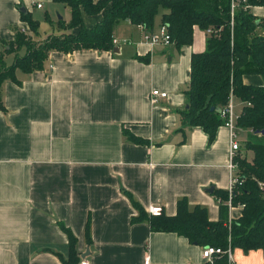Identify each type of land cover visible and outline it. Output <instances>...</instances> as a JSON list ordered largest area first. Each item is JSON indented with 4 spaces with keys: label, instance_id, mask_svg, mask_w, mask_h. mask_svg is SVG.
Returning <instances> with one entry per match:
<instances>
[{
    "label": "crops",
    "instance_id": "obj_1",
    "mask_svg": "<svg viewBox=\"0 0 264 264\" xmlns=\"http://www.w3.org/2000/svg\"><path fill=\"white\" fill-rule=\"evenodd\" d=\"M53 8V0H0V52L20 32L36 40L23 14L39 29L38 12L45 10L58 26L56 35L67 33L59 20H70L54 21ZM253 13L264 18V6ZM101 19L84 14L88 27ZM160 26L161 15L152 31ZM146 31L123 20L114 30L116 50L51 51L44 68L17 69L16 78L3 83L0 264H63L71 246L61 224L77 238L80 257L92 264H145L147 257L149 264H217L223 256L208 262L205 247L187 237L154 231L148 220L132 222L140 214L132 198L148 213L162 206L170 216L186 198L191 209L203 206L218 221L215 190H229L232 178L230 129L220 126L210 143L201 127L182 123L192 55L207 49L208 33L195 26L193 43L178 47L151 45ZM25 53L21 47L5 51L4 58L11 65ZM145 56L149 61L139 58ZM244 81L264 85L261 75H245ZM154 89L168 96L153 103ZM234 102L239 115L242 104ZM241 209L235 206L230 216L237 218ZM233 257L236 264H264L262 249L235 248Z\"/></svg>",
    "mask_w": 264,
    "mask_h": 264
},
{
    "label": "trees",
    "instance_id": "obj_2",
    "mask_svg": "<svg viewBox=\"0 0 264 264\" xmlns=\"http://www.w3.org/2000/svg\"><path fill=\"white\" fill-rule=\"evenodd\" d=\"M71 9L68 24L59 20L67 33L51 35L44 41L34 40L20 32L9 48L0 52V108H4L2 86L8 79L16 78V70L31 73L44 68L51 51L65 53L81 49L114 50L116 25L129 20L152 31L156 18L161 15V25H166L178 47L190 45L194 28L199 26L214 31L208 34L207 49L194 53L191 59V81L186 90L188 107L182 112L183 126L201 127L212 143L217 130L225 124L222 110L230 97L242 104L237 127L249 130L252 138L244 141V150L236 157L238 182L233 187L232 204L241 206V214L231 221L229 191L215 190L220 206V219L211 221L203 206L190 208L186 198L178 201L177 213L153 216L132 198L140 211L132 222L148 220L154 231L176 232L203 247L215 246L244 251H264V85L246 83L244 76L261 75L264 79V18L253 13L264 0H238L231 27L232 0H53ZM102 14V19L92 27L84 21V14ZM30 28L37 32L38 21L23 14ZM233 35V37H232ZM26 47L8 65L4 52ZM149 61L148 56L139 57ZM251 137V136H250ZM132 141L144 143L145 139L130 135ZM69 235L71 253L63 264H78L82 259L76 249L77 238L70 228L61 224ZM90 221L86 224L87 243L91 241ZM217 264H227L224 255Z\"/></svg>",
    "mask_w": 264,
    "mask_h": 264
},
{
    "label": "built area",
    "instance_id": "obj_3",
    "mask_svg": "<svg viewBox=\"0 0 264 264\" xmlns=\"http://www.w3.org/2000/svg\"><path fill=\"white\" fill-rule=\"evenodd\" d=\"M238 4H239L238 0H232V3H231V27L232 29L234 25V12ZM37 5L38 7H41L42 3H38ZM140 26L143 27L142 25ZM213 31L214 30L212 28H208L206 30L208 34H211ZM144 39L146 42L150 43L151 45H156V44L168 45V44L174 43L166 25H161L158 31H146L144 33ZM126 41L127 40H124V42ZM119 42L120 40L114 37L113 43L116 45ZM167 96H168L167 92L161 91L159 89H154L152 91L151 100L153 103H157L159 101V98H165ZM222 117L225 120L224 126L230 129V134H231L229 167L232 172V178H231V185L228 190L229 191L228 205H229V212H231V210L235 207L232 204L233 187L238 182V177L236 175V170L238 168L236 157L239 153L242 152V145L240 144V141L237 139L238 134H237L236 128H237L238 114L236 112V106H235L233 96L230 97L228 105L222 110ZM149 213L153 216H159L164 213V208L162 206H152L149 209ZM232 220L233 218L230 216L229 224H231ZM222 255L223 256L225 255L227 257L228 264H236V261L234 260V257H233V249L231 247L230 242L227 248L207 246L203 250L204 258H206V260L211 263H213L218 256H222ZM149 263H150V258L147 257L145 264H149ZM78 264H92V263L87 259H81Z\"/></svg>",
    "mask_w": 264,
    "mask_h": 264
},
{
    "label": "rangeland",
    "instance_id": "obj_4",
    "mask_svg": "<svg viewBox=\"0 0 264 264\" xmlns=\"http://www.w3.org/2000/svg\"><path fill=\"white\" fill-rule=\"evenodd\" d=\"M43 5V3H42ZM56 6H58V8H53V20L54 21H57L60 17L64 20H70L71 18V9L62 4V3H56ZM45 10H39L38 14L41 15L40 17V25H39V29H38V32L36 33H33L32 35L34 36V38L36 40H39V41H44L46 40L49 36L53 35V34H57L59 32V29H58V26L54 23L52 24L47 16L45 17ZM68 20V21H69ZM160 28V27H159ZM11 61V60H9ZM236 131L237 133L239 134L237 139L239 141H241V144H242V152H245L244 150V141H246L248 138L250 139H253L252 136H253V133L247 131V130H242L240 128H236ZM247 134H250V136H247Z\"/></svg>",
    "mask_w": 264,
    "mask_h": 264
},
{
    "label": "water",
    "instance_id": "obj_5",
    "mask_svg": "<svg viewBox=\"0 0 264 264\" xmlns=\"http://www.w3.org/2000/svg\"><path fill=\"white\" fill-rule=\"evenodd\" d=\"M22 11L25 12V13L27 12L24 8L22 9ZM60 19H61V17H60ZM114 50H116V47L114 48ZM85 256L86 255H84L83 257H85Z\"/></svg>",
    "mask_w": 264,
    "mask_h": 264
}]
</instances>
